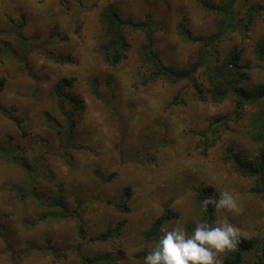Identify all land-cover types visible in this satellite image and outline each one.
Segmentation results:
<instances>
[{
  "label": "rangeland",
  "instance_id": "374dc122",
  "mask_svg": "<svg viewBox=\"0 0 264 264\" xmlns=\"http://www.w3.org/2000/svg\"><path fill=\"white\" fill-rule=\"evenodd\" d=\"M202 2L224 8L228 0H0V44L18 46L13 32L24 21L21 31L35 47L28 64L11 58L0 65V149L11 151V160H0V264H145L136 256L154 248L144 236L166 205L177 218L163 228L180 225L188 232L201 223L197 186L212 188L216 199L220 191L233 194L238 211L215 209L211 226L231 224L240 238L253 239L257 249L244 255L245 264H264L262 196L251 191V179L224 161L230 150L248 160L264 153V144L253 137L259 107L245 104L238 116L231 92L212 102L203 67L195 78L208 100L195 96L190 81L141 85L143 31H127L131 48L118 65L107 66L99 53L107 40L100 14L112 6L130 22L152 17L153 52L175 71L190 69L224 20L225 13L206 11ZM237 5L242 13L235 25L250 8L261 13L247 31L238 29L216 44L215 62L220 64L233 48L242 50L236 79H243L240 87L258 92L264 88V60L259 57L264 0ZM182 22L203 40L186 42L178 32ZM50 55L70 61L59 63ZM65 79L74 81L66 93L82 107L72 122L60 115L54 92ZM179 94L185 103L172 105ZM71 104L63 102L66 110ZM231 115L235 120L218 128L215 145L203 152L200 132ZM68 135L74 146H66ZM146 138L162 140L161 145L151 146ZM23 159L32 170L18 164ZM32 188L38 198H22ZM58 198L69 212L81 213L82 233L74 217L40 219L60 212L53 206ZM124 200L129 212L111 204ZM109 230L113 235L100 241ZM54 251L66 257L57 259ZM217 256L223 263L226 251Z\"/></svg>",
  "mask_w": 264,
  "mask_h": 264
},
{
  "label": "trees",
  "instance_id": "16d2710c",
  "mask_svg": "<svg viewBox=\"0 0 264 264\" xmlns=\"http://www.w3.org/2000/svg\"><path fill=\"white\" fill-rule=\"evenodd\" d=\"M239 2L240 0H228L224 8L215 7V5L202 2V7L206 11L212 12L214 14L225 13L224 20H222L221 26L218 28L216 35L211 38L210 43L202 46L203 49L201 54L190 69L175 71L172 68L166 66L158 57V55L153 52L150 39L153 31L156 28V25L154 24L152 17L148 16L146 21L142 23L130 22L122 19L119 12L112 6L105 7L100 14V22L107 34V40L101 44L99 53L107 66H116L127 58V52L131 48V45L127 41V31L145 32L147 42L142 46L139 53V59L142 65L138 70V79L141 85H148L158 81H164L175 86L182 81H190L196 89L195 96L200 101L208 100L207 96H202V90L199 88L195 78V74L200 68L203 67V76L205 77L206 83L209 86V94L212 102L216 103L222 101L231 92L236 97L237 110H235V113L238 116L240 110L244 108L245 104L259 107L258 111L256 112L257 114L253 118V125L255 129L253 132V137L257 143L264 144V88L258 92H250L249 90L239 86V82L243 81V79L240 77L238 81L236 77L238 76L239 65L243 55L242 50L238 52L236 48H233L231 52L226 54V56L223 58L224 60H222L220 64L215 62V51H217L218 45L225 42L228 38H230L231 35L235 34V32H237L236 30L238 29L247 31L261 13L258 9L254 10L250 8L251 10H248L245 16L241 17L239 22L235 25V20L237 21L238 15L242 13L239 7L238 9L236 8L238 6L237 3L239 4ZM24 26L25 22L22 21L21 25L17 27L18 31L13 32L15 39H17L19 42L18 46L13 47V45L8 41H4L0 44V65L4 63L5 59L8 60L11 58H16L20 63L28 64V56L32 53L35 47H33L32 40L30 41V39L25 37V35L22 33L21 29L24 28ZM178 32L180 36L189 43H197L203 40L193 37L184 22L179 25ZM3 34L4 31L0 30V36ZM217 43L218 45L216 47ZM260 49L261 51L259 52V57L264 60V45ZM49 57L59 63H67L70 61V58H58L53 57L52 55ZM73 83V80L65 79L58 83L54 88L55 95L59 101L58 106L60 115L71 122V119L74 118L78 108L82 109L80 104L75 101L76 98L72 94L66 93V90L72 88ZM65 99L71 100L72 109L66 110L64 108L63 102ZM184 103V99L180 94L172 100V105H183ZM234 120L235 118L233 115L223 117L218 121L210 123L209 128L200 132L202 140L199 143V147H202L203 152H206L215 145L213 137L217 129L222 126L224 127L228 121ZM129 124L130 122H128V125ZM67 137L66 146H74V144L71 142V135H68ZM144 141L145 143H151V146H155L161 145L159 143H161L162 140L155 142L146 138ZM8 149L9 148L6 150L0 149V160H11V151ZM146 160L152 161V157L147 155ZM224 161L231 166L235 173L252 180L253 186L251 191L261 195L264 202V153L258 155L254 160H248L239 154L233 153L230 150L225 156ZM18 164L28 171L32 170V166H30V164H28L24 159L19 161ZM194 191L200 212V222L212 225V218L215 212L214 206L209 205L208 211H202L201 209V202L204 199L211 197L213 192L212 188L197 186L194 188ZM21 195L22 198L28 197V195L38 198V195L35 193L33 188L27 192L21 193ZM127 195H129V189H127ZM111 204L120 212H129V207L126 204V200ZM53 206L60 209V212L51 213L49 216L44 215L42 218H40L41 220H46L49 217L54 219H67L69 217H74L79 221V231L82 233L83 229L81 227V213L77 211L69 212L59 198L56 199ZM175 218H177V215L169 209V205H166L163 215L153 223L151 229L145 234V239L148 242L154 243L155 247L156 242L160 238L161 228L165 223ZM194 227L195 226L188 227L189 234H191ZM110 235H113V233L109 230L107 233L100 236L99 240L107 241ZM256 249L257 244L253 239L246 240L239 237V243L235 249L225 250L226 256L222 264H245L244 255ZM147 254L148 252L146 251L142 252L136 256V259L145 260ZM53 255L57 259L66 257L65 253L58 251H54ZM89 263H92V261L90 260Z\"/></svg>",
  "mask_w": 264,
  "mask_h": 264
},
{
  "label": "clouds",
  "instance_id": "9594fccd",
  "mask_svg": "<svg viewBox=\"0 0 264 264\" xmlns=\"http://www.w3.org/2000/svg\"><path fill=\"white\" fill-rule=\"evenodd\" d=\"M209 205L215 209L238 211L237 200L229 191H220L219 199L215 195L204 199L202 211H208ZM238 243V229L227 223L216 227L197 223L191 234L180 225L171 230L162 227L155 247L145 257V264H222L217 254L235 249Z\"/></svg>",
  "mask_w": 264,
  "mask_h": 264
}]
</instances>
